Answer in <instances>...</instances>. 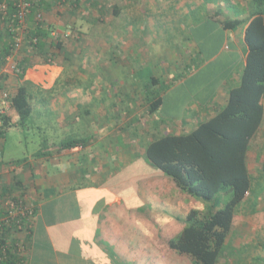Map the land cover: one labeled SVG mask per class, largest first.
<instances>
[{"label": "crops", "instance_id": "1", "mask_svg": "<svg viewBox=\"0 0 264 264\" xmlns=\"http://www.w3.org/2000/svg\"><path fill=\"white\" fill-rule=\"evenodd\" d=\"M38 2L43 7L42 21L50 27L52 39L64 43L63 48L61 51L57 47L54 48L52 45L55 42L51 47L48 46L45 51L47 50L50 56L37 58L35 64L26 69L21 81L18 80V75H12L11 69L6 86L12 88L19 83H31L33 89L38 91L33 101L44 98L45 103L52 101L54 108L60 107L59 110L50 109L53 116L50 121L52 129L71 127L74 119L80 117L79 107H87L89 103L99 99L101 103L98 118L102 129L97 139H89L84 145L56 152L55 145L51 144L48 145L51 154L36 157L40 153L39 150L31 158L20 162L5 163L4 148L0 147V194L4 199L10 195L20 196L27 204L37 209V215L33 219V244L29 264H117L120 257H127L135 252L128 247L129 242L138 246V235H135L133 230L138 231L139 223L141 228L146 224L138 221L140 215L137 210L134 209L131 213L124 210L123 196H115L110 201L107 198L113 195L117 188L125 186V182L118 179L121 174L119 169L123 165L130 166L127 161L131 159L132 154L143 157L137 159L133 166H143L146 173H150L146 177L152 176L149 177L151 180L145 193L146 201L150 199L149 194L152 195L150 201H147L152 206L149 211L152 217L155 215L153 196L155 197V191L159 190L156 183L161 185L165 180L160 171L147 165L144 158L146 144L139 145L138 152L133 149V145L124 146L120 141V133L128 134L124 132L125 127L140 124V117H144L139 114L138 110L141 108L122 113L121 110L117 111L119 103L115 99L114 106H110L113 110H107V94L104 88L107 85L106 79L99 80L98 88L94 89L95 94L91 88L81 87L78 89L79 93L72 94V81L67 77L64 64L67 60L64 50L70 48L80 54L86 47L89 54L92 46L87 38H91V31L87 35L83 28L81 31L77 26L80 22L92 20L98 31L99 69L115 63L118 68L127 70L133 68L131 66L139 60V47L136 49L137 54L134 53L136 39L148 36L144 34L148 32L146 27L140 23H148L147 27L157 31L169 30L167 34L173 36L174 40L178 39L179 48L172 50L170 44H166L163 59L166 63L157 65L162 74L158 73V67L156 70L152 69L157 73L153 76L161 80L163 78V85L166 86L163 91V105L156 114L159 115L158 121L160 119L162 122L160 130L164 134H181L190 127L191 130L195 129L200 122L222 109L228 101L230 88L238 85L248 55L246 30L252 20V0ZM225 21H238L240 24L233 29H225L222 25ZM90 28L92 29L91 25ZM151 38L154 40L155 37ZM153 45L157 49L160 44L157 42ZM154 65L156 63L152 66ZM7 69L10 71V68ZM12 77L14 82H11ZM133 80L135 81L130 83L118 78L116 93L110 91L108 97L136 98L138 101L137 98L142 96L144 87L137 88L138 81ZM60 85L61 93L58 87ZM71 102L76 104V107L72 106L75 111L71 109ZM40 109L43 110L44 107ZM41 113L45 116L49 114L44 111ZM86 113L90 114V111L86 110ZM145 117L149 118L147 115ZM123 118L125 120L121 121ZM152 120L157 122V119H149V123H152L150 128H153L148 130L149 141L159 132V128L150 122ZM23 128L24 126H15L10 129ZM114 135L115 138L112 137ZM2 142L3 140H0V145ZM247 166L252 181V194L254 188L258 191L264 180V120L257 137L250 143ZM5 178L7 180H4ZM260 189L262 191V188ZM121 193L127 198L133 197V191L129 188ZM95 195L104 201L102 206L94 202ZM111 206L113 207L109 211ZM261 211H264V208H260L256 214ZM237 216L236 212L232 232L220 257H223L225 252L226 257H229L227 252L230 250L253 255L254 249L247 251L246 246H249L251 241L253 245L258 241L263 242L264 222H252L251 218H247L235 227ZM148 224L147 220L146 226ZM182 227L184 228V224H181ZM169 250L171 251L170 248Z\"/></svg>", "mask_w": 264, "mask_h": 264}, {"label": "trees", "instance_id": "2", "mask_svg": "<svg viewBox=\"0 0 264 264\" xmlns=\"http://www.w3.org/2000/svg\"><path fill=\"white\" fill-rule=\"evenodd\" d=\"M28 1L31 7L26 17L25 29L16 18L17 7L14 0L8 1L7 13L0 18L2 91L10 78L9 74L3 73V69L8 58L14 56L21 29L23 42L13 63V72L18 74L19 81L37 58L50 56L45 51L48 46L51 47L55 42L52 46L61 51L64 45L61 40L52 39L50 27L38 18L43 8L38 0ZM250 14L252 20L246 30V65L242 69L238 85L230 88L226 105L215 115L200 122L195 129L181 134H164L160 130V120L150 121L157 125L158 133L162 134L145 143V158L152 167L174 178L178 188L207 204H211L210 201L223 190L230 189L233 192L232 199L219 210L211 211L207 207L206 211H188L186 221H182L185 225L183 230L168 241L171 251L188 257L191 264H218L232 232L237 207L247 199L252 190L247 152L264 120V0H252ZM239 24L238 21L222 22L225 29H233ZM51 40L53 41L50 42ZM53 55L51 56L54 58ZM165 88L160 79L154 76L144 85L141 108L147 110V119H155L154 115L162 107ZM37 94L38 91L27 82L19 83L9 93L10 110L5 112L0 109V140L5 138L10 128L26 126L34 111L33 98ZM37 102L44 104L46 99ZM87 142L85 137L72 138L55 145V151L62 152ZM43 147L45 149L40 150L36 157L51 154L48 145ZM10 196L4 199L0 194V203L9 205L6 210L0 205V264H29L33 244V219L37 215V209L20 196ZM20 203L28 209L27 215L18 213L17 217H10L8 209ZM178 221L180 222V217Z\"/></svg>", "mask_w": 264, "mask_h": 264}, {"label": "rangeland", "instance_id": "3", "mask_svg": "<svg viewBox=\"0 0 264 264\" xmlns=\"http://www.w3.org/2000/svg\"><path fill=\"white\" fill-rule=\"evenodd\" d=\"M92 23V24H91ZM95 23L90 20L89 22L84 21L80 22L77 26L79 30L83 31L89 35L91 38H87L91 42L92 50L90 49L89 54L87 53V48L85 47L82 53L79 54L77 50L74 49H65L64 54L67 58L66 62H64L66 66V74L67 77L72 81L71 85V93L77 94L79 93L78 89L81 88H91L95 94L94 89H97V83L101 79H106L107 85L104 86L106 89V109L113 110L110 108L113 105V101L116 99L119 104H117V111L121 110L122 113L130 110H138L142 106L143 103V94L136 98H109L108 95L110 91L113 94L116 93L115 89L117 88L119 81L118 78H122L124 82L138 81L137 88L144 87V83H147L150 78L157 74L156 67L160 63H166L163 59L165 57L166 47L170 44V48L172 50H178V39L174 40L173 36L171 37L165 31H157L152 28L147 27L148 23L142 22L140 23L142 26L144 25L147 30V37H140L136 39L135 51L137 54L139 51V60L138 63H134L131 69H120L116 66L115 63L106 65L105 68L99 69V54L98 52V37H97V27H94ZM92 26V29L90 28ZM95 29V30H94ZM95 32V34H94ZM170 34H174L170 32ZM151 37H155L154 40ZM88 41V42H89ZM159 42L157 49L154 47L153 43ZM162 43V44H161ZM167 44V46H166ZM161 46L163 48L161 49ZM139 47V48H138ZM82 48V47H81ZM138 48V51L136 50ZM156 54H154L155 50ZM18 54L12 58V62L14 63V58H17ZM171 62V61H167ZM12 63V64H13ZM154 63L156 65L152 66ZM160 66V65H159ZM10 68V71L3 72L4 74H11V64L6 66ZM5 67V68H6ZM151 69V70H150ZM153 69V70H152ZM5 71V69H4ZM159 74H162V70L158 67L157 69ZM18 75L17 73L12 72V75ZM129 78V80L127 79ZM132 78V79H131ZM64 80L61 81L63 83ZM11 82H14V78L12 77ZM160 82L164 83L165 80L160 78ZM7 84V83H6ZM5 85L4 90H0V101L4 100L5 94H8L13 91L15 87H7ZM59 91L61 93L62 86H58ZM9 92V93H8ZM144 92V91H143ZM92 95V94H91ZM10 96V95H9ZM6 99V98H5ZM128 101V102H127ZM34 111L31 114V117L27 120V124L23 129H10L6 132L5 138L1 143V149L4 148V161L5 163H9L11 161L20 162L23 159L31 158L39 150H42L46 145H59L63 141H67L72 139L73 137H81L84 136L86 139H97L101 133L100 120L98 118V110L100 108L101 101L99 99H95L93 102L89 103L87 107H79V111L81 112L80 117L75 118L74 123L69 128H55L52 129L50 125V121L53 119V116L50 114V109L59 110V108H54V102L50 101L48 103H38L37 100L33 101ZM122 103V104H121ZM121 104V106H120ZM57 105V103H55ZM61 105V104H60ZM42 106V107H40ZM71 109L76 110L73 107H76L75 102H71ZM114 106V105H113ZM41 110L40 108H43ZM120 107V108H119ZM0 108H2L5 112L10 110L9 108H3L0 103ZM86 110L90 111V114L86 113ZM49 113L47 116L43 115L41 112ZM140 115H146L145 109L138 110ZM140 124L135 126H127L125 127L124 132L128 134L120 133L119 138L120 141L125 144L133 145V149H136L138 152V146L143 145L146 142H149V135H147L148 130H152L150 128L149 119L147 117H140ZM154 118L158 120L159 115L155 114ZM118 120L117 118H114ZM123 118L121 121H124ZM160 120V119H159ZM49 123V124H48ZM157 126V125H156ZM192 128H188L187 131ZM149 131V132H150ZM123 132V131H122ZM121 135V136H120ZM162 135L161 133H156L155 137ZM115 138L116 136H112ZM54 147H51L53 149ZM101 148V147H99ZM103 148V147H102ZM130 148V147H128ZM45 149V148H44ZM125 154V152H124ZM1 155V153H0ZM142 157V156H141ZM137 157L134 154L131 155V159L127 162L130 163V166L121 167L118 175V179L125 182V186L119 187L116 189L113 195L107 197L112 200L115 196H123L124 199V210L131 211L137 210L139 213L138 221L146 222L149 221V224L146 226V229L141 228L142 225L139 223L138 231L133 230L135 235H138L136 242L138 241V246L133 245L132 242H129L130 250L133 249L135 252H132L131 255H127V257H120V262L117 264H191V261L186 256H179V254L172 252L169 250L168 241L176 236H178L181 232V224L188 215V211L192 209L196 210H205L208 207L209 210L215 211L223 208V206L228 203L233 196V192L230 189L223 190L216 195L214 200L210 201L211 204H207L200 200H197L195 197L184 191L182 188H178L174 178H171L165 174L160 173L163 176V179L168 182H163L161 185H157L159 190L155 191V201H152L155 215L152 217L151 210L152 206L147 203L152 198V195L149 194V200H145V193L148 191L147 184L150 183V178L152 176L146 177L150 173H146V170L143 166H133L137 159L141 158ZM0 156V160H1ZM143 158V157H142ZM145 158V157H144ZM140 160V159H139ZM147 165L151 168L152 166L148 163L145 158ZM126 161H123L125 163ZM132 162V163H131ZM120 166V164L118 165ZM119 168V167H118ZM126 169V170H125ZM125 170V171H124ZM124 171V172H123ZM159 171V170H157ZM9 180H13V178H9ZM130 181L128 182L127 180ZM4 180H7L5 178ZM127 181V182H126ZM254 184H256L254 182ZM130 189L133 191V197L127 198L124 193L126 189ZM262 188V191L261 189ZM264 180L262 181V185L259 186L258 191L254 188L252 194L250 193L247 197V201L245 200L237 207V218L235 227L241 225L243 221H246L247 218H251L252 222H264V211H261L260 214H256V212L260 210V208H264ZM138 195V197L136 196ZM94 202L99 203L101 206L104 204L102 199H98L97 196H94ZM3 207L4 205L0 203ZM114 206V205H113ZM109 207V211H111L112 207ZM206 211V210H205ZM249 212V213H248ZM106 211H104V215ZM149 214V215H148ZM126 215V214H125ZM148 215V216H147ZM129 217L128 215H126ZM253 216V217H252ZM149 217V218H148ZM180 217V222L178 218ZM147 218V219H146ZM150 219V220H149ZM152 219H154L152 221ZM186 221V220H185ZM126 222V221H125ZM160 222V223H159ZM156 223V224H155ZM159 223V224H158ZM186 223V222H185ZM185 226V225H184ZM264 234V233H263ZM130 236V235H129ZM130 239V238H128ZM263 242H259L253 245V241L249 243V246H246V250L254 249L255 254L244 255L239 253L237 250H233L227 253L230 254L229 257H226V252L223 254V257H220L218 264H264V237L262 238ZM251 245V246H250ZM239 248V247H238ZM256 250V251H255ZM262 250V251H261ZM262 253V254H261ZM238 255V256H237ZM236 256V257H232ZM250 256V257H249Z\"/></svg>", "mask_w": 264, "mask_h": 264}, {"label": "built area", "instance_id": "4", "mask_svg": "<svg viewBox=\"0 0 264 264\" xmlns=\"http://www.w3.org/2000/svg\"><path fill=\"white\" fill-rule=\"evenodd\" d=\"M8 1H11V0H0V18H2L7 13ZM14 1H15V5L17 7V16H16V18H18L19 23L21 24V27L23 29H25L26 17L28 15L29 11H30L31 3L28 0H14ZM38 18L40 20H42L43 16L39 15ZM23 29L20 30L19 37L17 38V42H16V46H15V49H14V54H13L14 56L18 53L17 50L20 49V47L22 45V42H23V38H22ZM14 56L9 57L8 58V63H7V66H9L11 64L12 71L15 68V66L12 64L13 63L12 62V58ZM4 69H5V71H4ZM4 69H3V72H7L8 69L7 68H4ZM0 103H1L3 108H7V107L9 108V104H10L9 95L5 94L4 100L0 101ZM1 110H3V109L1 108ZM22 203H20L19 205H15V206H13V207L8 209V213H9L10 217L11 216L12 217H17L18 213H20V215H22V216H26L27 215L28 209L25 206H23ZM8 207H9V205H7V204L3 206V208L5 210ZM30 219H33V218H30Z\"/></svg>", "mask_w": 264, "mask_h": 264}]
</instances>
